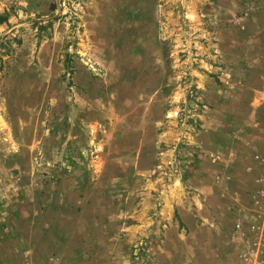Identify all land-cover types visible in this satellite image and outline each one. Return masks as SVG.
<instances>
[{
    "label": "rangeland",
    "instance_id": "1",
    "mask_svg": "<svg viewBox=\"0 0 264 264\" xmlns=\"http://www.w3.org/2000/svg\"><path fill=\"white\" fill-rule=\"evenodd\" d=\"M0 16L6 17L0 23L4 207L13 202L14 183H33L20 172L22 161L36 165L29 179L38 189L78 179L71 167L88 164L94 141H105L100 150L117 147L120 118L150 122L158 114L168 141L155 171L138 174L135 194L128 192L138 230L130 264L153 263L171 222L179 228L167 248H192L198 240L207 248V238H197L189 221L182 225L176 209L171 221L164 219L162 197L187 206L203 198L187 183L201 153L191 142L201 118L219 104L227 117H243L245 100L253 101L254 89L263 87L264 0H0ZM202 84L213 87L212 94L202 95ZM89 119L94 125L85 123ZM203 222L206 234L210 224ZM2 225L9 229L8 220ZM259 239L250 250L254 264H264ZM218 241L219 248L227 245ZM136 248H145L143 259L134 260ZM170 255L181 262L185 257Z\"/></svg>",
    "mask_w": 264,
    "mask_h": 264
},
{
    "label": "crops",
    "instance_id": "2",
    "mask_svg": "<svg viewBox=\"0 0 264 264\" xmlns=\"http://www.w3.org/2000/svg\"><path fill=\"white\" fill-rule=\"evenodd\" d=\"M114 9L119 11L118 6ZM127 9L134 8L129 4ZM200 87L202 95L212 94L213 87ZM254 91L253 101L245 100L248 112L243 117L229 118L228 110L215 103L191 138L201 153L187 183L203 198L187 206L178 198L162 197L164 219L171 221L170 210L176 209L179 221H189L197 238H207V248L199 240L192 248H167L179 228L171 222L152 264H254V240L264 239V85ZM241 108L237 112L242 113ZM155 117L150 122L120 118L113 133L117 147L100 150L105 141H94L88 164L71 167L80 174L78 179L38 189L29 179L36 165L22 161L20 172L33 183L31 188L25 187L29 182L14 183L8 209L3 205L6 198H0V264H130L138 230L128 192L135 194L132 185L138 174L147 177L155 171L158 151L168 141L167 131L160 129L162 119ZM85 123L94 125L91 120ZM106 154L119 166L109 165ZM4 219L10 230L2 225ZM203 221L210 224L206 234L201 233ZM219 238L227 245L219 248ZM170 251L175 258L181 252L183 262L171 259Z\"/></svg>",
    "mask_w": 264,
    "mask_h": 264
},
{
    "label": "built area",
    "instance_id": "3",
    "mask_svg": "<svg viewBox=\"0 0 264 264\" xmlns=\"http://www.w3.org/2000/svg\"><path fill=\"white\" fill-rule=\"evenodd\" d=\"M134 260H139V259H143V257L145 256V248H136L134 251Z\"/></svg>",
    "mask_w": 264,
    "mask_h": 264
},
{
    "label": "trees",
    "instance_id": "4",
    "mask_svg": "<svg viewBox=\"0 0 264 264\" xmlns=\"http://www.w3.org/2000/svg\"><path fill=\"white\" fill-rule=\"evenodd\" d=\"M6 20V17H4V16H0V23L2 22V21H5Z\"/></svg>",
    "mask_w": 264,
    "mask_h": 264
}]
</instances>
